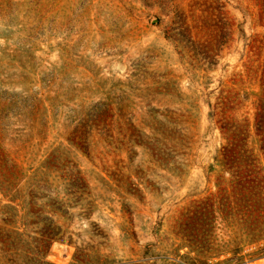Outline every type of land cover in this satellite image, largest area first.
<instances>
[{
  "label": "rangeland",
  "instance_id": "374dc122",
  "mask_svg": "<svg viewBox=\"0 0 264 264\" xmlns=\"http://www.w3.org/2000/svg\"><path fill=\"white\" fill-rule=\"evenodd\" d=\"M263 98L264 0H0V264H264Z\"/></svg>",
  "mask_w": 264,
  "mask_h": 264
},
{
  "label": "trees",
  "instance_id": "16d2710c",
  "mask_svg": "<svg viewBox=\"0 0 264 264\" xmlns=\"http://www.w3.org/2000/svg\"><path fill=\"white\" fill-rule=\"evenodd\" d=\"M255 109H256V112H255L254 117H255V122H256V127H255L256 135H258L259 137H262V139L260 140L261 149H264L263 147L264 146V102L263 100L257 101ZM226 160H227L226 162H230V163L235 162L236 156L234 152L228 151Z\"/></svg>",
  "mask_w": 264,
  "mask_h": 264
},
{
  "label": "built area",
  "instance_id": "2783aa9c",
  "mask_svg": "<svg viewBox=\"0 0 264 264\" xmlns=\"http://www.w3.org/2000/svg\"><path fill=\"white\" fill-rule=\"evenodd\" d=\"M247 264H254V263H247Z\"/></svg>",
  "mask_w": 264,
  "mask_h": 264
}]
</instances>
